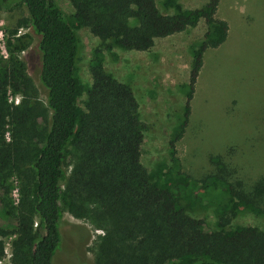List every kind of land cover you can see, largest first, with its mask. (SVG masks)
Returning a JSON list of instances; mask_svg holds the SVG:
<instances>
[{
  "label": "trees",
  "instance_id": "trees-1",
  "mask_svg": "<svg viewBox=\"0 0 264 264\" xmlns=\"http://www.w3.org/2000/svg\"><path fill=\"white\" fill-rule=\"evenodd\" d=\"M64 14L52 0H17L26 17L5 35L0 53V261L10 240V264H52L61 244L63 212L97 230L94 264H264V231L233 225L239 211L264 218V183L244 190L220 159L211 174L194 179L181 169L175 143L181 139L202 56L226 39V22L215 18L219 0L182 9L172 0H67ZM203 20L206 31L190 47L184 111L168 142L170 165L149 174L140 164L145 125L132 90L101 65L96 49L90 83L76 75V27H87L107 51L147 52L154 39L185 32ZM38 37L37 85L19 53L26 48L18 28ZM38 88L45 93L39 99ZM8 95L18 97L16 104ZM81 97L84 99L78 104ZM7 136V137H6ZM13 180L19 200L12 206ZM225 193L209 227L199 218L208 190Z\"/></svg>",
  "mask_w": 264,
  "mask_h": 264
},
{
  "label": "rangeland",
  "instance_id": "rangeland-1",
  "mask_svg": "<svg viewBox=\"0 0 264 264\" xmlns=\"http://www.w3.org/2000/svg\"><path fill=\"white\" fill-rule=\"evenodd\" d=\"M66 15L73 13L67 0H52ZM160 13H170L154 0ZM182 9H197L207 0H172ZM26 12L17 0H0V53L6 59L4 32L11 31ZM215 18L226 22L225 41L215 49H207L190 100L187 127L175 143L181 169L199 179L215 170V159L227 166L231 178L242 182L244 190L261 179L264 183V0H219ZM206 31L203 20L185 32L154 39L147 52L123 51L101 46L87 27L74 32L79 48L76 75L83 89L90 83L89 63L96 49L102 50L101 65L115 80L127 85L138 104L145 125L140 147V164L149 174L161 165H170L168 142L184 111L186 86L191 62L190 47L198 43ZM24 36L26 48L19 53L26 74L37 85L40 66L38 37L28 26L17 29ZM45 103V93L39 89ZM84 97H81L78 104ZM19 98L8 95L16 104ZM7 137V136H6ZM11 204L19 200L18 182L13 180ZM207 205L199 218L212 227L215 208L225 203V193L208 190ZM264 206V197L261 199ZM233 225L254 226L264 231V218L247 211L233 217ZM0 225L2 222L0 221ZM59 231L61 244L52 264H94L98 237L89 221L62 213ZM10 240H4L6 256L0 264H10Z\"/></svg>",
  "mask_w": 264,
  "mask_h": 264
},
{
  "label": "built area",
  "instance_id": "built-area-1",
  "mask_svg": "<svg viewBox=\"0 0 264 264\" xmlns=\"http://www.w3.org/2000/svg\"><path fill=\"white\" fill-rule=\"evenodd\" d=\"M6 256L8 257V255L5 253V257H6ZM5 257H4V258H5ZM4 258H3V259H4ZM3 259L0 261V263L3 261Z\"/></svg>",
  "mask_w": 264,
  "mask_h": 264
},
{
  "label": "crops",
  "instance_id": "crops-1",
  "mask_svg": "<svg viewBox=\"0 0 264 264\" xmlns=\"http://www.w3.org/2000/svg\"><path fill=\"white\" fill-rule=\"evenodd\" d=\"M227 32H228V31H227ZM173 35H174V34H173ZM170 36H171V35H170ZM170 36H169V37H170ZM201 68H202V66H201Z\"/></svg>",
  "mask_w": 264,
  "mask_h": 264
}]
</instances>
